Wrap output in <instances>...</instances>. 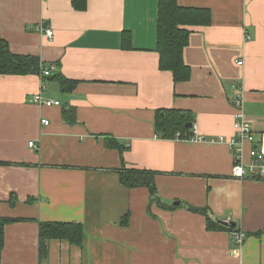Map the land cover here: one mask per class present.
Instances as JSON below:
<instances>
[{
  "label": "crops",
  "instance_id": "1",
  "mask_svg": "<svg viewBox=\"0 0 264 264\" xmlns=\"http://www.w3.org/2000/svg\"><path fill=\"white\" fill-rule=\"evenodd\" d=\"M159 1L87 0L77 11L72 0H0L11 51L77 82L63 91L51 81L43 96L62 106L46 108L34 101L40 76L0 77V218L13 220L0 264H264V180L235 178L228 146L238 95L257 140L264 134V0H178L212 13L209 26L192 28L183 83L159 69ZM165 109L189 113L202 141L159 138ZM124 163L157 174L160 206H150L147 188L121 184ZM188 208L235 224L244 243L208 230L206 216ZM41 222L82 224L83 246L51 240L42 260Z\"/></svg>",
  "mask_w": 264,
  "mask_h": 264
},
{
  "label": "trees",
  "instance_id": "2",
  "mask_svg": "<svg viewBox=\"0 0 264 264\" xmlns=\"http://www.w3.org/2000/svg\"><path fill=\"white\" fill-rule=\"evenodd\" d=\"M72 6L77 11L87 9V0H72ZM212 23V13L209 9L182 7L178 0H160L157 10V45L159 54V69L173 74L175 83L188 82L191 79V68L185 63L184 52L190 44L192 28L195 26H209ZM122 46L125 50L132 49V37L128 32L122 35ZM35 56H21L14 54L7 41L0 34V77L1 76H27L42 73L43 67H48ZM47 81H59L63 91L73 90L77 82L69 81L63 74H56ZM193 117L189 113L175 110H159L156 115V135L165 140L186 139L192 136ZM192 125L189 128V125ZM106 146L118 149L121 154L125 147L116 139L107 138ZM123 186L147 188L149 191L150 206L158 204L160 198L156 187V173L154 171L127 168L125 163L117 170ZM189 209V208H188ZM194 213L206 216L207 229L211 231L238 232L236 227L224 226L215 222L208 215V209H189ZM128 215L124 218L123 225L128 222ZM13 222L12 219L0 218V249L4 246L5 226ZM40 258L48 256V242L51 240L68 241L71 245L83 246L85 231L82 224L72 222H41L39 224Z\"/></svg>",
  "mask_w": 264,
  "mask_h": 264
},
{
  "label": "built area",
  "instance_id": "3",
  "mask_svg": "<svg viewBox=\"0 0 264 264\" xmlns=\"http://www.w3.org/2000/svg\"><path fill=\"white\" fill-rule=\"evenodd\" d=\"M46 34L48 37L53 36V31L47 29ZM242 65V62H239ZM56 70V65L51 64L48 67L42 68V73L40 75L42 79L41 88L39 93L34 96V101L37 105L52 108V107H61L62 103L57 100L48 99L43 96V93L49 89L50 82L46 78H50L53 75V72ZM235 106L238 108V114L234 122V136L230 141H228V146L233 150L235 158V166L233 168V176L238 179H244L250 177L253 179L264 180V134L261 135L260 139L257 140L252 125L249 124L245 119L242 112L244 107V102L241 95H238V98L235 100ZM49 120H42L44 126L49 125ZM196 126L194 125V128ZM192 136L186 138L191 142L202 141L197 133V130H193ZM245 144L249 145L248 148V162L244 158L245 155ZM29 146L35 148L36 145L34 142H30ZM230 225V221H226ZM235 240L238 244L242 245L245 241V233L235 232Z\"/></svg>",
  "mask_w": 264,
  "mask_h": 264
},
{
  "label": "water",
  "instance_id": "4",
  "mask_svg": "<svg viewBox=\"0 0 264 264\" xmlns=\"http://www.w3.org/2000/svg\"><path fill=\"white\" fill-rule=\"evenodd\" d=\"M189 127H192V125L190 124ZM224 224H226V225L228 226L227 223H224ZM230 225H231L232 227H235V224H233V223H230Z\"/></svg>",
  "mask_w": 264,
  "mask_h": 264
},
{
  "label": "rangeland",
  "instance_id": "5",
  "mask_svg": "<svg viewBox=\"0 0 264 264\" xmlns=\"http://www.w3.org/2000/svg\"><path fill=\"white\" fill-rule=\"evenodd\" d=\"M51 84V83H50Z\"/></svg>",
  "mask_w": 264,
  "mask_h": 264
}]
</instances>
